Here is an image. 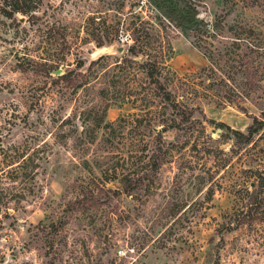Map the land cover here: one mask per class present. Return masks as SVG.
Here are the masks:
<instances>
[{"label":"rangeland","instance_id":"rangeland-1","mask_svg":"<svg viewBox=\"0 0 264 264\" xmlns=\"http://www.w3.org/2000/svg\"><path fill=\"white\" fill-rule=\"evenodd\" d=\"M246 2L198 3L199 19L223 18L202 41L209 61L146 0H41L31 20L0 16V264H264V189L263 220L222 228L253 178L217 123L243 131L264 114V3ZM127 35L122 54H99ZM136 35L195 108L181 129L162 128L172 115L125 53ZM123 174L140 185L111 192Z\"/></svg>","mask_w":264,"mask_h":264},{"label":"trees","instance_id":"trees-1","mask_svg":"<svg viewBox=\"0 0 264 264\" xmlns=\"http://www.w3.org/2000/svg\"><path fill=\"white\" fill-rule=\"evenodd\" d=\"M202 0H146L149 8L158 9L164 13L165 19H167V23L175 30L180 32L182 35L190 39V44L197 48L202 52L203 57H205L208 61L212 58L209 52L208 46L203 44L202 41L206 42L207 37L216 38L221 36L222 19L214 16L216 18L212 23L204 22L203 20L197 17L198 13L196 11V7L198 3ZM246 2V0H243ZM259 0H247V5L250 3L257 2ZM264 3V0H260ZM41 0H0V16L12 20L14 22H19V20L23 19V17H27L28 19H33L35 17L36 10L38 9L37 4H40ZM129 13V18H133V20L128 21V26L135 29V33L138 34V29L135 28V21L139 19V16L131 10ZM17 15L22 18H17ZM235 35V34H233ZM115 37L113 40H110L108 44L115 41ZM143 38L138 35L135 36V39L131 45L126 47V55L131 59L140 57L139 63H133L138 68H140L141 72L144 75V79L147 80L148 84L152 85L153 89L157 93V97L161 103V107L163 109L169 110L171 113V118L167 116L164 119H161L160 122H165L163 127L164 129H181L185 123L193 122L192 113L195 108H192L186 103L182 101H176L170 94V92L165 88L160 79V72L158 68V63L156 61L155 55L151 56L149 52H145L143 49L145 47L142 44ZM207 43V42H206ZM102 45H99L100 48ZM219 54H217V58L219 59ZM101 57H98L100 59ZM124 61H129L127 58H123ZM215 63V61H214ZM45 69V73L48 75L50 70L56 69L51 68L50 66L41 65ZM82 67V64L78 66ZM72 71H67L64 74H61L56 77V80L67 81L69 80ZM166 106V108H164ZM168 118V120H166ZM102 122V118L98 120ZM168 122V123H166ZM148 126V125H147ZM217 127L221 130L220 136L226 137L231 140L229 150L232 153H240V151L249 152L248 157L250 158L249 164L246 165L245 169L249 172V176L253 178L252 180V188L253 191L247 193V198L244 203L241 205H236L235 209L230 213L224 215V220L222 221L223 231H230L237 227L239 224L244 222L249 223L251 221L257 220L258 222L263 220V217L258 215L256 211L258 198L263 195L262 191L264 189V165H256L258 163H254L255 161H259L261 159L260 154H258V150L260 153H264V142L259 141L261 138V132L264 129V114H261L259 118L251 117V121L245 126L244 130H238L230 128L228 125L224 123H217ZM263 145V148H258L256 150V145L258 143ZM243 152V153H244ZM240 155V154H239ZM238 155V157H239ZM220 163L218 169H225L231 164H229L228 158L219 159ZM251 162V163H250ZM152 168H155V163L153 161L150 162ZM258 167H261L260 169ZM113 177L111 180L115 179ZM241 178H244L241 177ZM119 187L117 191H111L113 193H124L131 194L132 190L136 189L141 183L140 177L129 176V175H121V177L117 178ZM245 179H242L240 183L245 182ZM247 182L248 179H247ZM240 188V185H239ZM102 188H98L95 195H99L102 192ZM107 191H110L109 189ZM210 189H208V192ZM236 191H239L237 189ZM246 194V193H245ZM84 206V204H82Z\"/></svg>","mask_w":264,"mask_h":264},{"label":"water","instance_id":"water-1","mask_svg":"<svg viewBox=\"0 0 264 264\" xmlns=\"http://www.w3.org/2000/svg\"><path fill=\"white\" fill-rule=\"evenodd\" d=\"M124 48L122 45H119L116 41H113L109 46L103 48L99 54L101 56L103 55H111V54H115V55H119L122 54ZM54 75H58L60 74L59 70L53 71L52 72Z\"/></svg>","mask_w":264,"mask_h":264},{"label":"built area","instance_id":"built-area-1","mask_svg":"<svg viewBox=\"0 0 264 264\" xmlns=\"http://www.w3.org/2000/svg\"><path fill=\"white\" fill-rule=\"evenodd\" d=\"M115 41L119 44V45H122V46H125L127 45L130 40L128 38V35L127 36H124V37H118L115 39Z\"/></svg>","mask_w":264,"mask_h":264}]
</instances>
